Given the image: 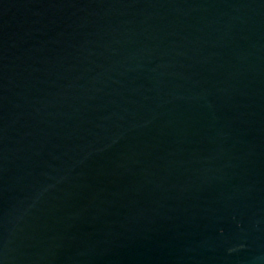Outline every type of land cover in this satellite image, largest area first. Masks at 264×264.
<instances>
[{
	"label": "water",
	"instance_id": "water-1",
	"mask_svg": "<svg viewBox=\"0 0 264 264\" xmlns=\"http://www.w3.org/2000/svg\"><path fill=\"white\" fill-rule=\"evenodd\" d=\"M0 264H264V0H0Z\"/></svg>",
	"mask_w": 264,
	"mask_h": 264
}]
</instances>
